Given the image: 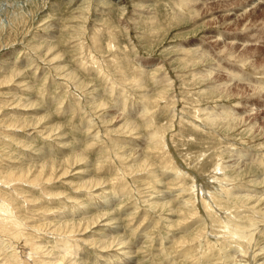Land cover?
<instances>
[{"label":"rangeland","instance_id":"1","mask_svg":"<svg viewBox=\"0 0 264 264\" xmlns=\"http://www.w3.org/2000/svg\"><path fill=\"white\" fill-rule=\"evenodd\" d=\"M189 1L123 0L121 4L117 0H0V168L7 169L10 166L17 170L27 164L35 166L38 161L49 157L67 163L66 157L75 153L82 151L83 156L86 155L82 161L70 167L71 171L67 176L48 182L50 189L59 194L53 195L52 198L49 197L50 195L43 196L42 204L44 205H40L44 206L41 207L42 209L36 207L29 210L24 200L12 192L13 195H17L14 199L18 198V200L12 199L14 207L20 206L19 209L28 216L27 221L33 229L40 226L37 229L40 232H36L31 227L29 228L32 230L29 228L25 230L36 232L39 238L47 241L44 250L55 252L44 253L45 256L48 255L54 259L61 255L59 250L62 248L56 247L57 241L54 239L58 237L51 231L57 225L60 227V224L71 217L78 221L80 216L83 219L82 223H85L95 213L108 212L109 209L110 212L106 216H101L104 217L100 219L101 222L84 230L87 231L84 236L89 240L80 241L79 246H74L73 249L77 250L78 255L68 254L70 256L67 257L71 259L76 256L75 264H106L107 257L109 264H167L168 262V264H258V261L264 259L262 249L264 247V214L262 217L258 213L255 214V221L259 223L258 229H255L257 234L250 243L245 245L244 254L227 240L230 232L222 231L223 228H215L216 226L211 227L209 217L202 214V205H200L202 203H198L199 200L202 202L201 188H207L203 183L209 180L210 184L216 183L211 176L216 162H225L229 165L235 163L233 168L236 169L240 164L249 162L252 154L264 153V89L257 87L256 83L260 78L264 79V74L250 70L249 75L242 79V76L231 77V73H228L231 68L242 71L238 58L243 56L248 57V63L264 64V0L259 2L255 0L257 2L253 1L254 4H248L249 0H192V3ZM181 2L190 5V8L182 10ZM94 34L96 39L92 36ZM111 40L114 41V48L111 46ZM203 46L212 56L203 57L205 61L202 62L191 61L190 64L182 62L185 58L190 60L193 56H197L201 47L204 48ZM39 52L42 54L40 55ZM209 70L211 72H208ZM100 102L105 103V106H102ZM195 105L205 107V113H210L224 105L231 106L232 110L235 108L237 112L239 111L235 118L238 123L232 130L226 132L223 129L218 130L216 125L210 127L204 123L203 110H197V112L195 109L199 107ZM191 112L192 114L189 115ZM200 115L203 120L199 118ZM174 118L176 121H173ZM134 126L135 130H133ZM199 126L206 127L203 129ZM155 129L165 144L158 143L159 148L154 151L151 147L156 139L152 138L151 133ZM177 129L180 131L177 132ZM248 130L249 132H246ZM20 137L23 139H19ZM15 138L19 140L16 141ZM111 138L117 144L115 149L109 143ZM163 146H166V149H163ZM237 147L238 150L239 148L247 149L241 157L244 160L236 155ZM167 150L172 153H168ZM124 152V158H119L118 153L124 154ZM148 152H151V156H147L146 168L135 170L134 167L131 171L127 167L128 165L137 166L136 162L143 159ZM234 153L238 158L234 156ZM217 158L220 160L217 161ZM234 158L236 161L232 160ZM228 160L232 162L229 163ZM173 166L175 169H172ZM77 167H80L82 172L74 173ZM254 168V171L243 174L241 178L234 177L236 173L232 169L228 170L230 177L235 178L236 184L233 185L238 187L241 194L251 191L258 196L260 192H264V168L260 165H255ZM179 172L181 173L178 174ZM155 174L159 181L154 180ZM184 174L188 178L184 177ZM69 177L76 183V187L84 179H89L94 184L74 189V185L67 183ZM199 177L203 180L205 178L206 181L202 179L199 181ZM252 177L262 178V182L254 185V189L251 187L249 189L248 186H252L249 182ZM162 179H164L163 182ZM98 181H104L105 185L102 183L98 186L97 183L95 184ZM180 183L187 189L179 191ZM23 185L26 186L24 183ZM2 187L7 188L4 190L6 193L8 189L10 192V187L1 185L0 189H3ZM191 188H193L192 191ZM38 190L37 194L42 196L43 193ZM188 190L192 193L189 198L185 195L190 192ZM106 194H111L113 199L104 200L103 196ZM163 197L165 198L162 199ZM207 197L209 198L208 195ZM261 197H263L262 203L255 202L257 201L255 196L247 202L250 205L259 203L257 208H263L264 194ZM152 198L154 199L151 200ZM145 199H148L147 202ZM163 200L170 201L176 211H169L168 207L162 206ZM86 201L85 207L82 202ZM153 201L159 204L154 206ZM47 203L51 207L46 205ZM237 203L242 202L237 201ZM44 208L47 211H44ZM215 208L216 213L222 211ZM249 215L250 218L253 217L251 213ZM83 217H86V220ZM111 217L115 221L106 220ZM195 217L199 220H195ZM102 221H107L109 226L105 225L98 231L97 228H100ZM119 233L124 239L123 244L114 239ZM47 236L50 242L46 239ZM73 238L68 239L75 242L77 237L74 240ZM19 240L16 242L17 245L14 240L1 245L0 254L8 250H12L11 253L15 251L21 253L23 249L21 244L24 241L23 238ZM11 241L13 243H10ZM220 242L225 243V246L222 247ZM117 244L122 246L118 245V247ZM126 244L133 250L134 256L130 260H119V257L124 256L122 251L127 249ZM121 247L125 248L121 250ZM4 248L5 251H3ZM224 251L232 253L230 260L224 256ZM9 252L7 253L10 254ZM80 255L87 259L81 258ZM94 255L96 258L99 255V258L96 259Z\"/></svg>","mask_w":264,"mask_h":264},{"label":"bare ground","instance_id":"2","mask_svg":"<svg viewBox=\"0 0 264 264\" xmlns=\"http://www.w3.org/2000/svg\"><path fill=\"white\" fill-rule=\"evenodd\" d=\"M118 1V3H121L122 4V2H123V0H117ZM192 0H190L189 2H191ZM250 2L248 3V4H251L253 1H255V0H249ZM257 1H255V3H256ZM258 2H259V0H258ZM100 3V2H99ZM192 3V2H191ZM248 4H246V5H248ZM252 4H254V3H252ZM105 5V4H104ZM120 5V4H119ZM102 6V5H101ZM100 6V7H101ZM180 6H182L181 7V9L182 10H185V8L187 9H189L190 8V5H186V3H183V2H181L180 3ZM122 7V6H121ZM245 7V6H244ZM247 7V6H246ZM106 8V7H105ZM121 9V8H120ZM102 10V9H101ZM122 10V9H121ZM90 16V15H89ZM87 30H88V28H87ZM97 30V29H96ZM98 31H99V29H98ZM102 32V31H101ZM80 34H82V33H80ZM79 35V34H78ZM90 35H91V33H90ZM86 36V35H85ZM93 36V38L94 39H96V35L94 34V35H92ZM112 36V35H111ZM88 37V36H87ZM91 37V36H90ZM82 39H84V38H82ZM81 40V39H80ZM89 40V39H88ZM87 40V41H88ZM85 41V40H84ZM112 41V40H111ZM110 41V42H111ZM83 41H81V43H82ZM91 42V41H90ZM79 43H80V41H79ZM112 43V47L114 48V46H113V43H114V41H112L111 42ZM88 44V43H87ZM85 45V44H84ZM82 46V45H81ZM88 46V45H87ZM109 46H110V43H109ZM35 47V46H34ZM204 47V46H203ZM35 49H37V47L35 48ZM35 49H34V51H35ZM87 50H89V49H87ZM94 50V49H93ZM82 53V52H81ZM90 53H92V52H90ZM39 54H40V52H39ZM42 54V53H41ZM40 54V55H41ZM97 54V53H96ZM99 56H100V54H98ZM209 55H210V52L204 47V48H202L201 47V51L199 52V54H197V56H193L190 60L188 59V58H185V59H183L182 60V62L184 63V64H190L191 63V61H194V62H199V61H205L204 59L205 58H203V57H209ZM39 56V55H38ZM43 56V55H42ZM92 56V55H91ZM210 56H212V54L210 55ZM236 56V55H235ZM92 58H93V56H92ZM98 58V57H97ZM96 58V59H97ZM104 58V57H103ZM211 58V57H210ZM88 59H89V57H88ZM207 59H209V58H207ZM212 59V58H211ZM239 59V66H241V68H243L242 69V71H240L238 68H231V70L230 69H228V70H230L228 73H231V77H234V76H237V77H241L242 79H243V77L244 76H247V75H249L248 73L250 72V70H253V71H255V72H257V73H262V74H264V64L262 65V64H260V65H255L254 63H248V57H246V56H243V57H240V58H238ZM46 60V59H45ZM91 60V59H90ZM93 60H95L94 58H93ZM98 60V59H97ZM102 61V60H101ZM95 62V61H94ZM219 62V61H218ZM95 65V64H94ZM103 65V64H102ZM93 66V65H92ZM263 66V67H262ZM258 67H262L261 69L260 68H258ZM226 68V67H225ZM18 69V68H17ZM211 69H213L212 67H211ZM19 70V69H18ZM227 70V69H226ZM13 72V71H12ZM18 72V71H17ZM208 72H211V70H209ZM256 73V74H257ZM11 74V73H10ZM103 75V74H102ZM229 75V74H228ZM10 76V75H9ZM73 76H74V73H73ZM203 76H204V74H203ZM208 76V75H207ZM206 76V77H207ZM257 75H255V77H256ZM260 76V75H259ZM264 76V75H263ZM11 77H13V76H11ZM107 77H109V76H107ZM236 77V78H237ZM199 78L202 80V78H201V76H199ZM204 78V77H203ZM238 78V79H239ZM264 78V77H263ZM113 79V78H112ZM244 79H248V78H244ZM6 80V79H5ZM129 80V79H128ZM127 80V81H128ZM171 80V79H170ZM10 81V80H9ZM82 81V82H81ZM84 81H86V80H84ZM116 81H117V79H116ZM256 81V80H255ZM3 82H4V80H3ZM6 82V81H5ZM80 82H81V84L83 83V79L82 80H80ZM80 82H78V83H80ZM88 82V81H87ZM113 82H114V80H113ZM159 82H161V81H159ZM112 83V82H111ZM118 84H119V82H117ZM163 83V82H162ZM256 83H257V87H262V89H264V79H261L260 78V80H258V82L256 81ZM87 84V83H86ZM88 85V84H87ZM118 86V85H117ZM119 86H120V84H119ZM78 87V86H77ZM121 87V86H120ZM123 87V86H122ZM116 88H118V87H116ZM222 89V88H221ZM129 91H131V90H129ZM218 91V90H217ZM162 92V91H161ZM221 92H223V91H221ZM229 92V91H228ZM85 93V92H84ZM126 93V92H125ZM128 93V92H127ZM92 94V93H91ZM129 94V93H128ZM160 94V93H159ZM81 95V94H80ZM84 95V94H83ZM186 95H188V94H186ZM191 96V95H190ZM189 96V97H190ZM226 96L227 97H229V95H227L226 94ZM225 96V97H226ZM94 97V96H93ZM165 97V96H164ZM183 97V96H182ZM96 98H97V96H96ZM98 98H99V96H98ZM154 98V97H153ZM170 98V97H169ZM173 98V97H172ZM184 98H186L185 96H184ZM218 98H221V96H218ZM223 98V97H222ZM102 99V98H101ZM157 99V98H156ZM190 99V98H189ZM99 101H100V98L98 99ZM97 100V101H98ZM103 100H104V98H103ZM161 100V99H160ZM201 100V99H200ZM167 101V100H166ZM171 101H173V100H170V102ZM185 102H186V100H184ZM191 101V100H190ZM195 101H196V99H195ZM85 102V101H84ZM106 102V101H105ZM156 102V101H155ZM169 102V101H168ZM173 102H175V101H173ZM172 102V103H173ZM185 102H182V103H185ZM200 102V101H199ZM199 102H198V105H199ZM236 102V101H235ZM97 103V102H96ZM146 103V102H145ZM176 103V102H175ZM201 103V102H200ZM83 104V103H82ZM85 104H86V102H85ZM94 104V103H93ZM100 104L102 105V106H105L104 104H102V102H100ZM164 104V103H163ZM159 105V104H158ZM186 105V104H185ZM184 105V106H185ZM190 105V104H189ZM198 105H195V106H198ZM91 106V105H90ZM90 106H89V109H90ZM97 106V105H96ZM166 106V105H165ZM194 106V107H195ZM154 107H156V105H154ZM199 107V106H198ZM198 107H196V108H198ZM84 108H86V107H84ZM94 108H95V106H94ZM152 108V107H151ZM157 108H160V107H157ZM173 108V107H172ZM172 108L170 109V110H172ZM187 108H188V106H187ZM82 109V108H81ZM91 109H93V108H91ZM97 109V108H96ZM99 109V108H98ZM153 109V108H152ZM156 109V108H155ZM189 110H190V108H188ZM192 109V108H191ZM194 109V108H193ZM87 110V109H86ZM141 110V109H140ZM144 110V109H143ZM150 110V109H149ZM196 111L197 110H203V114L205 115V117L203 118L204 119V123L205 124H208V125H210V127L211 126H214V125H216L217 127H218V130H220V129H223L225 132L227 131V130H232L236 125H237V123H238V121H236L235 120V118L237 117L236 115H238V112H237V110H235V108L232 110L231 109V106H226V105H224V106H222V107H219V108H215V110L213 111H211L210 113H205V110H206V108L205 107H199V109H195ZM190 111H192V110H190ZM195 111V112H196ZM80 112V111H79ZM93 112V111H92ZM91 112V113H92ZM156 112V111H155ZM170 112V111H169ZM172 112V111H171ZM183 112V111H182ZM198 112V111H197ZM230 112H232V114L230 113ZM186 113V112H185ZM79 114V113H78ZM97 114V113H96ZM139 114H141V113H139ZM151 114V113H150ZM180 114H182V113H180ZM189 114V113H188ZM192 114V112L189 114V115H191ZM193 114H195L194 112H193ZM198 114H200V112L198 113ZM198 114H197V117H198ZM176 115V114H175ZM80 116V115H79ZM93 116V115H92ZM91 116V117H92ZM130 116V115H129ZM132 116V115H131ZM153 116V115H152ZM195 116H196V114H195ZM201 117H199V118H201L202 119V115H200ZM45 117H47V115H45ZM95 117V116H94ZM93 117V118H94ZM183 117V116H182ZM90 118V117H89ZM92 118V119H93ZM157 118V117H156ZM176 118V117H175ZM175 118L173 119V121L175 120ZM193 118V117H192ZM96 120H97V118H95ZM103 119V118H102ZM101 119V120H102ZM181 119H183V118H181ZM189 119H190V117H189ZM198 119V118H197ZM202 119V120H203ZM158 120V119H157ZM179 120V119H178ZM188 120V119H187ZM40 121V120H39ZM89 121V120H88ZM87 121V122H88ZM91 121V120H90ZM89 121V122H90ZM93 121V120H92ZM98 121V120H97ZM176 121V120H175ZM181 121V120H180ZM184 121V120H183ZM189 121V120H188ZM195 121V120H194ZM15 122V121H14ZM94 122V121H93ZM99 122V121H98ZM27 123V122H26ZM103 123H104V121H103ZM103 123H101L102 125H104ZM127 123V122H126ZM175 123V122H174ZM173 123V124H174ZM185 123V122H184ZM187 123V122H186ZM191 123V122H190ZM10 125H11V122L9 123ZM8 124V125H9ZM13 124V123H12ZM22 124L24 125V123L22 122ZM28 124V123H27ZM89 124V123H88ZM159 124V123H158ZM191 124H196L195 122L194 123H191ZM14 125H15V123H14ZM157 125V124H156ZM169 125V124H168ZM190 125V124H189ZM219 125H222V127H219ZM17 126V125H16ZM15 126V127H16ZM34 126V125H33ZM52 126V125H51ZM59 126V125H58ZM101 126V125H100ZM99 126V127H100ZM131 127H132V124L130 125ZM163 126V125H162ZM186 126V125H185ZM192 126V125H191ZM198 126V125H197ZM11 127H13V126H11ZM18 127V126H17ZM19 127H20V125H19ZM28 127V126H27ZM44 127H46V125L44 126ZM55 127V126H54ZM124 127V126H123ZM161 127V126H160ZM199 127H202V126H199ZM204 127H206V126H204ZM204 127H202L203 129H205ZM80 128H81V126H80ZM98 128V127H97ZM101 128V127H100ZM130 128V127H129ZM129 128H128V130H129ZM154 128V127H153ZM156 128V127H155ZM193 128V127H192ZM208 128V127H207ZM206 128V129H207ZM7 129H9V128H7ZM21 129V128H20ZM27 129V128H26ZM38 129V128H37ZM47 129V128H46ZM82 129H83V127H82ZM81 129V130H82ZM103 129V128H102ZM122 129V128H121ZM162 129H163V127H162ZM182 129V128H181ZM199 129V128H198ZM209 129V128H208ZM12 130H14V128L12 129ZM22 130V129H21ZM133 130H135V126H134V129ZM171 130V129H170ZM201 130V129H200ZM209 130H212V129H209ZM28 131V130H27ZM30 131V130H29ZM40 131V130H39ZM56 131V130H55ZM58 131H60V129L58 130ZM85 131V130H84ZM100 131H101V129H100ZM175 131H176V129H175ZM178 131H180V130H178L177 129V132ZM215 131H216V128H215ZM6 132V131H5ZM212 132V131H211ZM218 132V131H217ZM222 132V131H221ZM220 132V133H221ZM246 132H249V130L248 131H246ZM4 133V132H3ZM32 133V132H31ZM45 133V132H44ZM101 133V132H100ZM99 133V134H100ZM104 133H106V132H104ZM210 133V132H209ZM6 134V133H5ZM41 134V133H40ZM167 134V133H166ZM41 135H43V134H41ZM46 135V134H45ZM58 135H59V132H58ZM106 135V134H105ZM109 135V134H108ZM151 135L153 136L152 138H154V139H156V142H155V144L151 147L152 149H154V151H155V149L156 148H159V146H158V143H160V142H162L163 140H162V138L160 137V136H158L159 134H158V132L156 131V129H155V131H153L152 133H151ZM160 135H161V133H160ZM171 135V134H170ZM169 135V136H170ZM176 135V134H175ZM181 135V134H180ZM190 135V134H189ZM207 135V134H206ZM210 135H211V133H210ZM223 135V134H222ZM221 135V136H222ZM33 136V135H32ZM118 136V135H117ZM177 136V135H176ZM194 136V135H193ZM208 136V135H207ZM217 136V135H216ZM44 137V136H43ZM46 137V136H45ZM93 137V136H92ZM163 137V136H162ZM166 137V136H165ZM189 137V136H188ZM213 137H215V136H213ZM225 137V136H224ZM242 137V136H241ZM244 137V136H243ZM47 138H49V137H47ZM117 138V137H116ZM131 138V137H130ZM168 138V137H167ZM211 138V137H210ZM218 138V137H217ZM221 138V137H220ZM239 138V137H238ZM16 139V141H18L19 139H21V137L19 138V139H17V138H15ZM22 139H23V137H22ZM21 139V140H22ZM29 139V138H28ZM27 139V140H28ZM190 139V138H189ZM207 139V138H206ZM20 140V141H21ZM30 140V139H29ZM28 140V141H29ZM165 140V139H164ZM167 140V139H166ZM165 140V141H166ZM172 140V139H171ZM218 140H219V138H218ZM240 140H241V138H240ZM31 141V140H30ZM33 141V140H32ZM58 141V140H57ZM108 141V140H107ZM170 141V140H169ZM220 141H222V140H220ZM23 142V141H22ZM34 142V141H33ZM115 141H114V139H110V141H109V143L111 144V147L113 148V149H115L116 148V146H117V144H115L114 143ZM171 142V141H170ZM170 142H168V144L170 143ZM201 142V141H200ZM219 142V141H218ZM18 144H19V142H17ZM162 143H164V142H162ZM261 143V142H260ZM24 144H25V142H24ZM165 144V143H164ZM167 144V145H168ZM200 144V143H199ZM204 144V143H203ZM209 144V143H208ZM233 144V143H232ZM258 144H259V142H258ZM263 144H264V142H263ZM17 145V144H16ZM28 145V144H27ZM220 145V144H219ZM234 145V144H233ZM25 146V145H24ZM139 146V145H138ZM172 146V145H171ZM238 146V145H237ZM261 146H262V143H261ZM166 147V146H165ZM164 146H163V149L165 148ZM221 147V146H220ZM19 148V147H18ZM23 148V147H22ZM112 148H111V150H112ZM171 148V147H170ZM173 148V147H172ZM229 148V147H228ZM232 148H234V146L232 147ZM132 149V148H131ZM160 149H161V147H160ZM166 149V148H165ZM168 149V148H167ZM206 149V148H205ZM210 149V148H209ZM20 150V149H19ZM109 150V149H108ZM110 150V151H111ZM147 150H149V149H147ZM174 151H175V149H173ZM221 151H222V148L220 149ZM227 150V149H226ZM235 150V149H234ZM233 150V151H234ZM236 150H237V152H235L236 153V155H238L239 157H240V159H242L241 157H243L242 155L243 154H245V151L247 150V149H240L239 148V150H238V147L236 148ZM2 151V150H1ZM6 151V150H5ZM12 151V150H11ZM36 151H38V150H36ZM74 151H76V149L74 150ZM78 151H80L79 149H78ZM138 151V150H137ZM136 151V152H137ZM152 151V150H151ZM168 151V150H167ZM173 151V152H174ZM215 151H217V150H215ZM135 152V153H136ZM169 152H171L172 153V151H168V153ZM176 152V151H175ZM84 153H86V151L84 152ZM140 153V152H139ZM144 153V152H143ZM205 153V152H204ZM235 153H234V156H235ZM142 154V153H141ZM141 154H140V156H141ZM177 154V153H176ZM176 154H175V157H176ZM200 154V153H199ZM203 154V153H202ZM222 154H224V153H222ZM112 155V154H111ZM118 155H119V158H124V156L123 155H125V152H124V154L123 153H118ZM151 156V152H148L146 155H145V157L143 158V159H141L140 161H138V162H136L137 163V166H135V165H128L127 167L131 170V171H133V169H134V167H135V170L137 169H142V168H146V166L148 165L147 164V161H148V157L147 156ZM173 155V154H172ZM187 155V154H186ZM225 155V154H224ZM248 155V154H247ZM246 155V156H247ZM84 156H86L85 154H84ZM84 156H83V153H82V151L81 152H78V153H75V154H73V155H71V156H68V157H66V160L68 161L67 163H62V161H58V160H55L54 159V157L53 158H45V159H43V160H40V161H38V164L37 165H31V164H27L25 167H21V168H19V169H17L16 170V168H13V167H8L7 169H5V167L4 168H0V172L2 173L1 175H0V184L1 185H5V186H7V187H10V192H9V189H8V191H7V193L4 191L5 189L7 190V188H4V187H2L3 189H0V236H1V238H0V249L2 248V246L1 245H3V244H5V243H8V241L9 240H14V242H15V244L17 245V241L19 240V239H22L23 238V241H24V243L22 242V248L24 249H22V252L20 253V252H18V253H20V254H18L17 253V251H15L14 253H15V255H14V253H11V252H13L12 250H8V251H10L9 253L10 254H8L7 252L5 253V252H2L1 254H0V256H2L1 258H0V264H75V263H77V261H75L76 260V256H75V258L74 257H72L73 259H71V257L70 258H68L67 256H70V255H68V254H72V255H74V254H76L77 253V250L76 249H73V248H75L74 246H79V243H80V241H87V240H89V238H87V237H85L84 235V233H86L84 230H86L87 228H89V227H91V225H93V226H95L94 224H97L98 222H101V220L100 219H103L101 216H106V214H108V212H110L109 211V209H108V212L106 211V212H104L103 213V211L101 212V213H99V212H97V213H95L94 215H92L89 219H87L86 220V217L84 218L86 221H85V223H82V221H83V219H81V217L82 216H80L79 218L78 217H76V218H78L77 220L78 221H75L76 219L74 218V217H71V219H69V220H66L63 224H60L61 226L59 227L58 225H57V227H55V228H53V230H51L52 231V234H54L56 237H58V238H54V239H56V241H57V248L59 247V248H62L61 250H59L60 251V253H61V255L59 256V257H56V258H52V257H49L48 255L47 256H45V254L44 253H51V254H53V253H55L53 250L51 251V250H48V249H45L44 250V245H45V243L47 242L46 240H42L41 238H39L37 235H36V232L38 231L37 229H38V227H40V226H38L37 227V229L36 228H32L30 225H29V223H28V221H27V219L29 220V218H28V216H26V214H24L19 208H20V206L19 205H16V206H18V208H15L14 207V201H12V199L13 200H18V198H16V199H14V197H17V195H19V197L20 198H22L23 200H24V202L27 204V206H29V210H32V209H35L36 207L37 208H43L44 206H40V205H44V204H42V201H43V196L44 197H47L48 195H50L49 197H51L52 198V196L53 195H55V196H57V194H59L58 192H56V191H53V190H51L50 189V187H49V184H48V182L50 183L52 180H57V179H60V178H62L64 175L65 176H67V174L68 173H70V167L73 165V164H76L77 162H79V161H82L83 159H84ZM201 156V155H200ZM199 156V157H200ZM209 156V155H208ZM219 156H220V154H219ZM218 156V157H219ZM238 156L236 157V158H238ZM245 156V157H246ZM250 156V155H249ZM248 156V157H249ZM115 157V156H114ZM138 158H139V155L137 156ZM184 157V156H183ZM187 157V156H186ZM224 157V156H223ZM230 157V156H229ZM247 157V158H248ZM58 158V157H57ZM113 158V157H112ZM169 159H170V157H168ZM167 158V159H168ZM174 158V157H173ZM177 158H179L178 156H177ZM207 158V157H206ZM221 158V157H220ZM220 158H217V161L218 160H220ZM226 159H227V157H225ZM236 158H234V159H232V160H235ZM116 159V158H115ZM171 159H172V157H171ZM196 159H197V157H196ZM208 159V158H207ZM216 159V158H215ZM214 159V160H215ZM225 159V160H226ZM1 160V159H0ZM134 160V159H133ZM137 160V159H136ZM155 160V159H154ZM203 160V159H202ZM222 160H224V159H222ZM221 160V161H222ZM224 160V161H225ZM232 160L230 161V160H228L229 161V163H231L232 162ZM242 160H244V159H242ZM117 161V160H116ZM135 161V160H134ZM182 161V160H181ZM197 161H198V159H197ZM216 161V160H215ZM236 161V160H235ZM237 161H238V159H237ZM241 161V160H240ZM117 162H120V161H117ZM245 162V161H244ZM1 163V162H0ZM171 163H173L172 161H171ZM177 163V162H176ZM187 163V162H186ZM215 163V162H214ZM242 163V162H241ZM66 164H69V165H66ZM118 164H120V163H118ZM163 164V163H162ZM178 164H179V160H178ZM189 164H191L190 162H189ZM232 164V163H231ZM229 165V164H226L225 162H216L215 163V165H214V167H213V171L211 172V176H212V179L214 180L213 182H216V183H214V185L213 184H210L209 182H210V180H209V182L208 181H206V179L205 178H207L206 177V174H204L205 175V178H204V180L206 181V183H203V184H205L204 186H207V188L205 189V188H201V195H202V202H200V200H199V202L198 203H202V204H200V205H202V214H205L207 217H209V219H210V222H211V227H215V228H223L224 230H222V231H228V232H230V234L229 235H227L228 237H227V240L229 241V243L231 242V243H233V247L234 248H236L237 250H239L240 252H242V253H244V252H246V249H245V245L247 244V243H250L252 240H253V238H254V235L255 234H257V233H255V229H258L257 227H258V225H259V223H256V218H254V216H255V214H259L261 217L263 216V214H264V207L263 208H260V209H258L257 208V204H259V203H253V204H249L247 201L250 199V198H253L254 196H255V199H257V201H255V202H260L261 201V199H263V197H261V195L262 194H264V192H260L259 193V195L258 196H256L255 195V193L253 194L251 191L250 192H246V193H244V194H241L239 191H238V187H236L235 185H233V184H236V183H234L235 181H234V177H236V178H241L242 176H243V174H246L247 172L249 173L250 171H254V167H255V165H260V166H263V168H264V153L263 154H259V155H253L252 154V156L251 157H249V162H247L246 164L245 163H243V164H240L239 165V167H237L236 169H234L235 167H234V164H232V165ZM238 164V163H237ZM15 165V164H14ZM170 165V164H169ZM172 165V164H171ZM174 165V164H173ZM182 165V164H181ZM151 166V165H150ZM179 166V165H178ZM186 166H188L187 164H186ZM254 166V167H253ZM7 167V166H6ZM75 167V166H74ZM80 167H82V166H80ZM80 167H77V168H75V170H74V173H80V172H82V169L80 168ZM169 167V166H168ZM171 167V166H170ZM174 167V166H173ZM172 167V169H175V167L173 168ZM177 167V166H176ZM183 168H185V166H182ZM234 167V168H233ZM178 168V167H177ZM192 168V167H191ZM196 168V167H195ZM254 168V169H253ZM72 169V168H71ZM74 169V168H73ZM121 169H123V168H121ZM179 169V168H178ZM194 169V168H193ZM210 169V168H209ZM233 170L236 174H234V177H230V175L231 174H229L228 173V170ZM119 170H120V168H119ZM146 170V169H145ZM245 170V171H244ZM256 170V169H255ZM264 170V169H263ZM121 171V170H120ZM140 171V170H139ZM151 171H153V170H151ZM161 171V170H160ZM159 171V172H160ZM180 171V170H179ZM182 171V170H181ZM184 171V170H183ZM189 171H192V170H189ZM196 171V170H195ZM245 173H244V172ZM118 172V171H117ZM150 172V171H149ZM168 172H169V170H168ZM186 172H188V171H186ZM193 172V171H192ZM198 172V171H197ZM115 173V172H114ZM147 173V172H146ZM181 172H179L178 174H180ZM191 173V172H190ZM194 173V172H193ZM202 173V172H201ZM201 173H199V174H201ZM208 173H209V171H208ZM231 173V172H230ZM157 174V173H156ZM156 174L153 176L154 177V180L155 181H159V179L157 178V176H156ZM167 172H166V177H167ZM229 174V175H228ZM72 175V174H71ZM115 175H116V173H115ZM143 175V174H142ZM177 175V174H176ZM233 175V174H232ZM69 176V175H68ZM135 176V175H134ZM136 176H138V175H136ZM140 176H141V174H140ZM171 176V175H170ZM174 176V175H173ZM187 177V175L186 174H184V177ZM188 176H189V174H188ZM201 176H202V174H201ZM254 176H256V174L254 175ZM126 177H127V175H126ZM125 177V178H126ZM142 177V176H141ZM192 177V176H191ZM194 177V176H193ZM197 177V176H196ZM203 177V176H202ZM202 177L200 178H198V180L199 181H201V179H202ZM210 177V175L208 176V178ZM68 178V177H67ZM95 178V177H94ZM128 178V177H127ZM126 178V179H127ZM144 178V177H143ZM188 178V177H187ZM98 179H100V178H98ZM121 179H122V177H121ZM131 179V178H130ZM180 179V178H179ZM184 179V178H183ZM182 179V180H183ZM189 179H190V176H189ZM192 179V178H191ZM210 179V178H209ZM65 180V179H64ZM67 180V179H66ZM116 180V179H115ZM149 180V179H148ZM161 180V179H160ZM163 180L164 179H162V182H163ZM185 180V179H184ZM203 180V179H202ZM203 180V181H204ZM90 180L88 179V180H82V182L80 181L79 183L80 184H78V186L77 187H80V186H83V187H85V186H87L88 184H89V186H92L94 183L93 182H89ZM105 181V180H104ZM104 181H98V182H95V184L97 183V185L99 186V184H102L103 183V185H105L104 184ZM119 181V180H118ZM128 181V180H127ZM168 181V180H167ZM186 181V180H185ZM238 181H240V180H238ZM12 182H14L13 184H12ZM166 182V181H165ZM169 182V181H168ZM179 182H181V181H179ZM193 182V181H192ZM192 182H190V184L192 183ZM212 182V183H213ZM237 182V181H236ZM250 183H251V185L253 186H248V188L249 187H251V188H255V186L254 185H257L258 183H260V182H262V178H258V177H252L251 179H250V181H249ZM23 183L24 184H26V186L25 185H23ZM67 183H69V184H71V185H74V189H75V187H76V183H74V181L72 180V178H70L69 177V179L67 180ZM124 183V182H123ZM126 183V182H125ZM124 183V184H125ZM132 183H133V181H132ZM183 183V182H182ZM200 183V182H199ZM238 183V182H237ZM91 184V185H90ZM127 184V183H126ZM125 184V185H126ZM161 184V183H160ZM163 184V183H162ZM179 184V183H178ZM216 184V185H215ZM1 185H0V187H1ZM157 185V184H156ZM213 185V186H212ZM232 185H233V187H232ZM39 188H38V187ZM89 186H87V187H89ZM161 186V185H160ZM178 186V185H177ZM194 186V185H193ZM38 188L42 193H43V195L41 196V195H39V194H37V190H35V188ZM76 187V188H77ZM126 187V186H125ZM130 187L131 188H133L134 187V183H133V187L130 185ZM129 187V188H130ZM154 187V186H153ZM152 187V188H153ZM157 187V186H156ZM197 186H195V188H196ZM198 187H199V185H198ZM213 187H214V189H213ZM108 188H109V185H108ZM148 188V187H147ZM160 188V187H159ZM216 188V189H215ZM121 189V188H120ZM134 189H135V187H134ZM156 189V188H155ZM184 189H187V187H185L184 185H182L181 183H180V186H179V191H184ZM192 189L193 188H191V191H192ZM250 189V188H249ZM249 189H247V190H249ZM38 190V191H39ZM92 190V189H91ZM97 190H98V188H97ZM105 190H106V188H105ZM129 190V189H128ZM143 190V189H142ZM177 190V189H176ZM200 190V189H199ZM93 191V190H92ZM107 191V190H106ZM162 191V190H161ZM178 191V190H177ZM187 191V190H186ZM188 191H190V190H188ZM191 191L190 192H188V193H186L185 195H187L188 197L187 198H189L190 196H192V193H191ZM12 192H15L17 195H13L12 194ZM65 192V191H64ZM135 192V191H134ZM148 192H149V190H148ZM194 192V191H193ZM195 192H196V190H195ZM96 193H97V191H96ZM105 193H107V192H105ZM144 193V192H143ZM72 195H74V193H71ZM135 194H137V193H135ZM195 194V193H194ZM253 194V195H252ZM108 195V196H107ZM116 195H117V193H116ZM163 195V194H162ZM171 195H172V193H171ZM171 195H169V197H171ZM185 195H183V197L185 196ZM198 195V194H197ZM207 195L209 196V198L207 197ZM147 196V195H146ZM154 196H156V195H154ZM48 197V198H49ZM74 197V196H73ZM76 197V196H75ZM92 197V196H91ZM181 197V196H180ZM70 198H71V196H70ZM111 198V200L113 199L112 198V195L111 194H106V195H104L103 196V199L104 200H109ZM165 197H163L162 199H164ZM168 198V197H167ZM179 198V197H178ZM182 198V197H181ZM195 198V197H194ZM193 198V199H194ZM199 198V197H198ZM75 199H77V198H75ZM85 199V198H84ZM154 198H152L151 200H153ZM158 199V198H157ZM161 199V198H160ZM254 199V200H255ZM45 200V199H44ZM50 200V199H49ZM111 200H110V202H111ZM140 200V199H139ZM139 200H137V201H139ZM146 200V199H145ZM148 200V199H147ZM147 200H146V202H147ZM150 200V201H151ZM192 200V199H191ZM21 201V200H20ZM78 201V200H77ZM85 201V200H84ZM136 201V200H135ZM159 201V200H158ZM187 201V200H186ZM237 201H241L242 203H237ZM16 202V201H15ZM184 202V201H183ZM192 202V201H191ZM190 202V203H191ZM195 202H197V201H195ZM24 203V204H25ZM45 203V202H44ZM83 204V206H85L86 207V203H87V201L84 203V202H82ZM139 203V202H138ZM144 203V202H143ZM261 203H262V201H261ZM264 203V202H263ZM17 204V203H16ZM51 204V203H50ZM80 204V203H79ZM106 203H104V205H105ZM147 204V203H146ZM151 204V203H150ZM152 204H154V206H155V204H159V202H157V203H155L154 201L152 202ZM46 205H48V203L46 204ZM135 205V204H134ZM140 205H142L141 204V202H140ZM161 205L162 206H166V207H168V210L169 211H176V209H175V207L173 206V205H171L170 204V201H167V200H163L162 201V203H161ZM190 205V204H189ZM49 206V205H48ZM108 206V205H107ZM136 206V205H135ZM160 206V205H159ZM191 206V205H190ZM193 206V205H192ZM49 207H51V206H49ZM48 207V208H49ZM54 207V206H53ZM60 207V206H59ZM79 207V206H78ZM141 207V206H140ZM140 207H138V208H140ZM180 207V206H179ZM182 207H183V205H182ZM194 207V206H193ZM192 207V208H193ZM200 207V206H199ZM215 207H217V208H219L220 210H222L221 212H222V214H221V212L220 213H216L215 211L217 210ZM240 207H245V209H240ZM247 207V208H246ZM15 208V209H14ZM28 208V207H27ZM41 208V209H42ZM90 208V207H89ZM147 208H148V206H147ZM177 208V207H176ZM233 208V209H232ZM16 209H18V210H16ZM51 209V208H50ZM50 209H48V210H50ZM111 209V208H110ZM114 209V208H113ZM150 209V208H149ZM178 209V208H177ZM25 210V209H24ZM28 210V209H27ZM47 211V209L46 208H44V211ZM115 210V209H114ZM114 210H112V211H114ZM164 210V209H163ZM80 211V210H79ZM95 211V210H94ZM98 211V210H97ZM180 211H181V209H180ZM184 211V210H183ZM30 212V211H29ZM50 212H54V211H50ZM32 213H33V211H32ZM86 213V212H85ZM153 213H155V212H153ZM160 213V212H159ZM192 213H194V212H192ZM196 213V212H195ZM194 213V214H195ZM198 213V212H197ZM196 213V214H197ZM201 213V212H200ZM252 214V216L253 217H249L250 215L249 214ZM36 214H37V212H36ZM71 214V213H70ZM93 214V213H92ZM111 214V213H110ZM170 214H171V212H170ZM169 214V215H170ZM199 214V213H198ZM241 214H243V215H241ZM81 215V214H80ZM185 215H187V214H185ZM258 215V216H259ZM72 216H74V215H72ZM76 216V215H75ZM112 216V215H111ZM156 216V215H155ZM165 216V215H164ZM163 216V217H164ZM189 216V215H188ZM193 216V215H192ZM108 217V216H107ZM110 217V216H109ZM162 217V218H163ZM198 218H200V216H197ZM261 217H259V218H261ZM67 218V217H66ZM115 218H117V217H115ZM119 218V217H118ZM166 218H168V217H166ZM198 218H196L195 217V220L196 219H198ZM263 218H264V216H263ZM113 219V217H111V218H108V219H106L107 221L108 220H112ZM159 219V218H158ZM173 219V218H172ZM172 219H170L171 221H173ZM174 219H175V217H174ZM188 219H189V217H188ZM191 219V218H190ZM65 220V219H64ZM105 220V219H104ZM114 221H115V219H113ZM112 220V221H113ZM117 220V219H116ZM119 220H120V218H119ZM155 220V219H154ZM163 220V219H162ZM165 220V219H164ZM199 220V219H198ZM262 220V219H261ZM59 221V220H58ZM62 221V220H61ZM107 221H102L103 223L101 224V226H100V228H97L98 229V231L99 230H101L102 229V227L103 226H105V225H108L109 226V224L107 223ZM118 221V220H117ZM186 221H188V220H186ZM111 222V221H110ZM109 222V223H110ZM159 222V221H158ZM170 222V221H169ZM181 222V221H180ZM195 222V221H194ZM200 222V221H199ZM262 222V221H261ZM61 223V222H60ZM114 223V222H113ZM117 223H119V222H117ZM43 224V223H42ZM111 224H112V222H111ZM162 224V223H161ZM39 225V224H38ZM50 225V224H49ZM113 225V224H112ZM194 225V224H193ZM199 225V224H198ZM260 225H262V224H260ZM45 226V225H44ZM107 226V227H108ZM264 226V225H263ZM29 227H31L33 230H36V232L34 233L33 231H26L25 229L26 228H29ZM165 227V226H164ZM163 227V228H164ZM195 227V226H194ZM31 228H29V229H31ZM42 228H43V225H42ZM41 228V229H42ZM94 228V227H93ZM31 229V230H32ZM50 229V228H49ZM60 229V230H59ZM115 229V228H114ZM188 229V228H187ZM193 229V228H192ZM261 229V228H260ZM45 230V229H44ZM95 230H96V227H95ZM104 230V229H103ZM190 230V229H189ZM188 230V231H189ZM217 230V229H216ZM43 231V230H42ZM47 231H49V230H47ZM50 231V232H51ZM89 231V230H88ZM93 231V230H92ZM110 231H115V230H111L110 229ZM218 231V230H217ZM38 232H40V231H38ZM76 232H78L77 234H76ZM192 232V231H191ZM259 232V231H258ZM44 233V232H43ZM46 233V232H45ZM99 233V232H98ZM189 233V232H188ZM227 233V232H226ZM87 234H89V233H87ZM93 234V233H92ZM100 234V233H99ZM144 234V233H143ZM143 234H141V235H143ZM40 235V234H39ZM42 235V234H41ZM46 235V234H45ZM51 235V234H50ZM77 235V236H76ZM145 235V234H144ZM143 235V236H144ZM211 235V234H210ZM215 235V234H214ZM208 236H209V234H208ZM213 236V235H212ZM220 236V235H219ZM72 238V237H74V238H76L77 237V239H76V241L75 242H71L68 238ZM195 237V236H194ZM36 238H39V239H36ZM74 238H73V240H74ZM94 238V237H93ZM99 238V237H98ZM213 238H214V236H213ZM236 238H237V240H236ZM239 238V239H238ZM46 239H48L49 240V237L47 236V238ZM91 239V238H90ZM100 239V238H99ZM114 239H117L118 241V243H120V244H123L124 243V239L122 238V235H121V233H119L117 236H115V238ZM192 239V238H191ZM198 239V238H197ZM210 239V238H209ZM208 239V240H209ZM215 239V238H214ZM91 240H93V239H91ZM97 240V239H96ZM212 240V239H211ZM216 240V239H215ZM219 240V239H218ZM20 241V240H19ZM108 241V240H107ZM115 241V240H114ZM188 241H190V239L188 240ZM195 241V240H194ZM193 241V243H195ZM201 241V240H200ZM49 242H50V240H49ZM52 242V241H51ZM90 242H92L93 243V241H90ZM96 242V241H95ZM99 242V241H98ZM101 242H102V240H101ZM127 242V241H126ZM185 242V241H184ZM187 242V241H186ZM199 242V241H198ZM203 242H204V240H203ZM217 242H219V241H217ZM10 243H13L12 241L10 242ZM20 243H21V241H20ZM215 243V245H216V241L214 242ZM221 243V242H220ZM254 243V242H253ZM52 244V243H51ZM88 244H89V242H88ZM91 244V243H90ZM106 244V243H105ZM113 244H115V243H113ZM120 244H117V246L119 245V246H122V245H120ZM201 244V243H200ZM222 244V243H221ZM15 245V246H16ZM20 245V246H21ZM53 246L52 247H54V244H52ZM92 245H94V244H92ZM97 245V244H96ZM99 245V244H98ZM107 245V244H106ZM112 245V244H111ZM218 245H219V243H217V247H218ZM223 246L222 247H224L225 246V243L224 244H222ZM252 245V244H251ZM7 246V245H6ZM10 246V245H9ZM12 246V245H11ZM10 246V247H11ZM19 246V247H20ZM73 246V247H72ZM95 246V245H94ZM104 246V245H103ZM110 246V245H109ZM116 246V245H115ZM118 246V247H119ZM203 246V245H202ZM51 247V246H50ZM72 247V248H71ZM91 247V246H90ZM104 247H106V246H104ZM127 249L126 250H124V251H122L124 254V256H121V258L119 257V260H130L131 258H133V250H131L130 249V247H127V244H126V246H125ZM125 247H121V250H122V248H125ZM195 247H196V245H195ZM200 247V246H199ZM231 247V246H230ZM6 248V247H5ZM5 248H4V250L3 251H5ZM9 248V247H8ZM56 248V249H57ZM96 248V247H95ZM203 248V247H202ZM219 248V247H218ZM55 249V250H56ZM77 249H79V248H77ZM85 249V248H84ZM103 249V248H102ZM107 249V248H106ZM118 249V248H117ZM252 249V248H251ZM263 250H264V247L262 248ZM14 250V249H13ZM15 250H16V247H15ZM47 250V251H46ZM96 250V249H95ZM119 250V249H118ZM261 250V249H260ZM58 251V250H57ZM97 251V250H96ZM100 251V250H99ZM178 251H180V250H178ZM168 252V254H169V250L167 251ZM202 252V251H201ZM88 253H89V250H88ZM95 253H97V252H95ZM119 253V252H118ZM181 253V252H180ZM57 254V253H56ZM107 254V253H106ZM116 254V253H115ZM224 256L227 258V259H229L230 260V258L232 257V253H230V252H227V251H224ZM245 254V253H244ZM14 255V256H13ZM71 255V256H72ZM76 255H78V254H76ZM87 255V254H86ZM100 255V254H99ZM99 255H97V258H99L98 256ZM119 255V254H118ZM173 255V254H172ZM81 256V258H83L82 257V255H80ZM84 256V255H83ZM95 256V255H94ZM101 256H103V255H101ZM187 256V255H186ZM189 256V255H188ZM115 257H116V255H115ZM171 257V256H170ZM86 257L84 256V258L83 259H85ZM95 258H96V256H95ZM96 258V259H97ZM101 258V257H100ZM106 258V257H105ZM114 258V257H113ZM216 258V257H215ZM82 259V260H83ZM87 259V258H86ZM94 259V258H93ZM170 260V259H169ZM184 260V259H183ZM194 260V259H193ZM192 260V261H193ZM237 260V259H236ZM79 261H81V259H79ZM109 258L107 257V260H106V264H109ZM177 261V260H176ZM81 263H82V261H81ZM85 263V262H84ZM169 263V262H168ZM167 263V264H168ZM173 263V262H172ZM176 263V262H175ZM254 263V262H253ZM258 264H264V259L263 260H261V261H258L257 262ZM80 264V263H79ZM103 264V263H102ZM105 264V263H104ZM190 264V263H189Z\"/></svg>","mask_w":264,"mask_h":264}]
</instances>
